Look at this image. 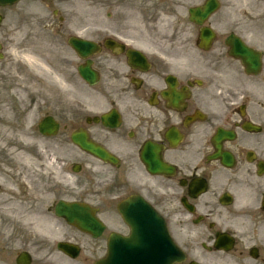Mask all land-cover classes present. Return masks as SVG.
<instances>
[{"label":"flooded vegetation","instance_id":"flooded-vegetation-1","mask_svg":"<svg viewBox=\"0 0 264 264\" xmlns=\"http://www.w3.org/2000/svg\"><path fill=\"white\" fill-rule=\"evenodd\" d=\"M135 2L132 10L112 1L118 12L103 3L105 14L117 13L94 41L104 43L113 35L117 44L108 41L88 58L99 74L101 101L94 104L100 108L91 115L70 110L68 130H86L120 159L123 170L137 166L146 143L159 165H170L176 184L157 181L153 190L137 174L132 187L135 192L147 188L151 202L172 220L187 262L212 257L221 264H264V0H213L207 14L202 13L206 0L147 1L142 11ZM192 9L200 11L195 23ZM64 17L56 20L62 25ZM242 50L250 55L235 56ZM4 54L1 50L0 62ZM71 56L68 77L80 81L79 62ZM3 69L0 84H8ZM29 72L21 69L24 84L40 86ZM75 92L90 103L89 88ZM28 94L41 97L36 90ZM111 108L120 116L117 130L87 118ZM120 109L130 114V122ZM216 147L233 156L230 168L208 160ZM79 159L88 165L85 156ZM203 188L206 192L197 194ZM168 193L174 194L172 200L164 197ZM214 244L230 248L219 251Z\"/></svg>","mask_w":264,"mask_h":264},{"label":"bare ground","instance_id":"bare-ground-1","mask_svg":"<svg viewBox=\"0 0 264 264\" xmlns=\"http://www.w3.org/2000/svg\"><path fill=\"white\" fill-rule=\"evenodd\" d=\"M16 55H14V57L20 59L25 65H27L28 67H30L33 71H40L42 74H50V71L48 69V66L45 65L44 61L42 59L37 58L34 54H33V50L31 49H23V50H18L17 52H15ZM55 85H58L60 87H62V83L60 81H56L54 83ZM10 155H11V159H18L19 157H21L22 153H20L19 151H10ZM24 157H26L25 155H23ZM38 183L36 181H32L30 179L27 178V187L28 189L34 190V192L36 193V189H37ZM38 194H40V192H38ZM14 203L13 198L8 194V193H4V192H0V213L1 214H6V209L4 208V206L8 207V206H12Z\"/></svg>","mask_w":264,"mask_h":264},{"label":"rangeland","instance_id":"rangeland-1","mask_svg":"<svg viewBox=\"0 0 264 264\" xmlns=\"http://www.w3.org/2000/svg\"><path fill=\"white\" fill-rule=\"evenodd\" d=\"M27 7H29V5L27 6H24L23 4H20V5H18V6H16L15 8H13V9H11V11L9 10V11H7V13H9V14H11V15H15V14H20V13H29L30 11H31V13H36L34 10H32V9H27ZM39 7V6H38ZM37 12H39V13H49V11L47 10V9H41L40 7H39V10H37ZM15 18H16V15H15ZM27 19V18H26ZM25 19V20H26ZM30 22L32 23V24H36L35 23V21H32V20H30ZM43 22V21H42ZM20 23H22V22H20ZM36 30H38V26H37V24H36V27H34V29H33V34H36ZM50 34V33H48V32H45V31H42L41 33H39L40 35H36V37H38V36H41L43 39L45 38V36H43V34ZM22 37L23 36H21L20 34H17V35H11L10 36V39L12 40H10L9 39V37H6L5 39H2V42H4L5 43V45H8L11 49H12V44H14L15 42H13L14 40H22L23 41V39H22ZM40 37V38H41ZM1 41V40H0ZM9 41H10V43H9ZM21 45H19V47H20ZM3 147H5V145H2ZM44 150H45V146H44ZM47 152H49V151H47ZM6 169H8V171H9V173H10V171L11 170H13V172H14V176H13V178L11 179V177H10V175L8 176V177H6V181H7V183L4 185V188L5 189H10V186L12 185V186H19V187H21L22 186V179H21V177L19 176V174L17 173V171H16V169H15V166H8V167H6ZM30 169V165L28 164L27 166H26V175H27V172H28V170ZM19 171L20 172H22V170H21V168L19 169ZM48 172H50V171H48ZM27 177H28V175H27ZM45 178H46V174L44 173L43 174V179L45 180Z\"/></svg>","mask_w":264,"mask_h":264}]
</instances>
